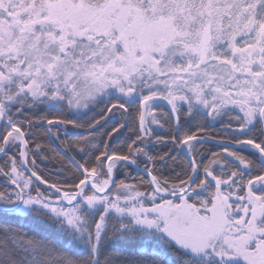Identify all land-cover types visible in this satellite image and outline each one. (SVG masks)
<instances>
[{
	"label": "snow or ice",
	"instance_id": "1",
	"mask_svg": "<svg viewBox=\"0 0 264 264\" xmlns=\"http://www.w3.org/2000/svg\"><path fill=\"white\" fill-rule=\"evenodd\" d=\"M0 264H264V0H0Z\"/></svg>",
	"mask_w": 264,
	"mask_h": 264
},
{
	"label": "trees",
	"instance_id": "2",
	"mask_svg": "<svg viewBox=\"0 0 264 264\" xmlns=\"http://www.w3.org/2000/svg\"><path fill=\"white\" fill-rule=\"evenodd\" d=\"M37 163L40 164L41 166H43V164H45V163H49V162H48V161H43V162H42V161L38 160ZM51 167H52V164L49 163V168H51ZM149 206H151V205H149ZM202 210H205V209H202ZM205 214H207V213H205Z\"/></svg>",
	"mask_w": 264,
	"mask_h": 264
},
{
	"label": "rangeland",
	"instance_id": "3",
	"mask_svg": "<svg viewBox=\"0 0 264 264\" xmlns=\"http://www.w3.org/2000/svg\"><path fill=\"white\" fill-rule=\"evenodd\" d=\"M201 212L202 213H207L206 210H202V209H201ZM207 214L210 215V213H207ZM240 215H243V213H241Z\"/></svg>",
	"mask_w": 264,
	"mask_h": 264
}]
</instances>
